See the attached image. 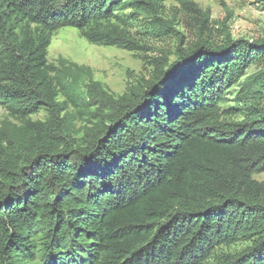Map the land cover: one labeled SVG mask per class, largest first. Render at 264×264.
Here are the masks:
<instances>
[{
    "label": "trees",
    "instance_id": "trees-1",
    "mask_svg": "<svg viewBox=\"0 0 264 264\" xmlns=\"http://www.w3.org/2000/svg\"><path fill=\"white\" fill-rule=\"evenodd\" d=\"M164 1L0 0V106L23 122L8 144L0 131V264H206L243 239L216 264H264V107L219 115L225 92L264 64V40L226 28L216 43L209 11L182 0L198 41L154 59L152 79L118 99L91 80L99 119L82 146L67 125L60 96L78 99L47 60L52 34L137 51L104 23L130 10L150 36L180 35ZM242 88L263 99L264 71ZM41 111L46 121L29 119Z\"/></svg>",
    "mask_w": 264,
    "mask_h": 264
},
{
    "label": "rangeland",
    "instance_id": "rangeland-1",
    "mask_svg": "<svg viewBox=\"0 0 264 264\" xmlns=\"http://www.w3.org/2000/svg\"><path fill=\"white\" fill-rule=\"evenodd\" d=\"M181 1L165 0L163 3L164 18L177 23L176 28L180 35H169L165 38L150 36L147 33L146 19L141 17L140 21H135L126 18L130 15V10L117 11L114 14L118 18L104 23L107 29L118 28V31L126 37L139 42L142 49L137 51L90 43L84 37L83 31L75 28H61L52 34L47 60L49 64L60 69L62 77L67 79L72 88L71 94L78 99L74 104L68 96H60V101H66L68 104L67 125L78 145L84 144L83 138L86 131L98 124L99 109L91 99L88 89L91 80L101 84L108 94L118 99L130 93L142 80L152 79L154 59H160L164 54L170 55V59H173V54L182 41L184 47L198 41L197 29L181 9ZM189 1L209 11L210 36L214 42L223 41L226 28L234 40L249 42L264 40V0ZM260 71H264V64L251 65L246 72L247 75L225 92L224 100L220 105L221 119L236 122L243 119L241 114L229 116L223 113L227 109H243L249 104L264 107V98L254 99L242 88L248 76ZM47 118L48 113L41 111L29 119L32 122H44ZM22 129L23 122L12 117L5 108L0 106V131L7 140L5 144L19 136ZM254 179L264 182V173L255 175ZM248 246L250 242L243 239L229 247H220L206 264H216L217 259L222 256L242 252Z\"/></svg>",
    "mask_w": 264,
    "mask_h": 264
},
{
    "label": "water",
    "instance_id": "water-1",
    "mask_svg": "<svg viewBox=\"0 0 264 264\" xmlns=\"http://www.w3.org/2000/svg\"><path fill=\"white\" fill-rule=\"evenodd\" d=\"M174 58H175L174 56H173V59H170V57H169L170 63H172V62H174V61L176 60V59L174 60ZM170 63H169V64H170ZM164 71H166V68L164 69ZM165 77H166V75H165ZM157 82H158V81H157Z\"/></svg>",
    "mask_w": 264,
    "mask_h": 264
}]
</instances>
